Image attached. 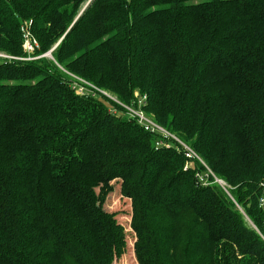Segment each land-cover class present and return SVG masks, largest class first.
Masks as SVG:
<instances>
[{"label": "trees", "instance_id": "trees-1", "mask_svg": "<svg viewBox=\"0 0 264 264\" xmlns=\"http://www.w3.org/2000/svg\"><path fill=\"white\" fill-rule=\"evenodd\" d=\"M0 52V264L126 253L77 174L120 181L138 264H264V0H0ZM74 75L146 95L200 159Z\"/></svg>", "mask_w": 264, "mask_h": 264}, {"label": "rangeland", "instance_id": "rangeland-1", "mask_svg": "<svg viewBox=\"0 0 264 264\" xmlns=\"http://www.w3.org/2000/svg\"><path fill=\"white\" fill-rule=\"evenodd\" d=\"M28 32H30V31H28ZM28 32L26 30V33H24V34H26L25 38L27 40H29L31 38V36L29 37ZM34 44H37V42L35 40H34ZM30 45L33 46L31 41H30V43H28V46H30ZM33 49L30 48V50H31L30 52H33ZM53 49L54 48H52L50 51H48L45 54L51 59H53V56H52ZM0 56L1 57L2 56L3 57H9L8 55L4 54V52H0ZM74 76H77V75H74ZM74 81H76V82H74ZM74 81L72 82V85L75 84L77 87H80L81 85H83V83L77 79H75ZM94 91H96V90H94ZM96 92H98V91H96ZM108 100L111 101L112 103H116L110 99H108ZM74 177H76L75 178L76 181L80 180L82 182H87V186L89 187L90 192L92 193V195L94 194L97 197V199L101 200L104 197L105 208L108 211L116 212L118 220L122 224L125 225L129 245L127 247L126 253L121 258L114 260L112 264H138L136 259H135V256H134L133 247L131 246V241H133V238H134L133 232L131 231V229L128 225V222H129V215L128 214L131 211L130 210V208H131L130 200L123 197L121 195V193H119V192L116 193V190H119V185H120L119 182L120 181H115L113 183L111 182L109 184H101L95 178L89 176V174H77ZM215 179L219 180L220 182H222L225 185V182L222 181L221 179H218V178H215ZM50 192H51V188H50ZM113 192H115V194H113ZM52 193L55 195V192H52ZM54 195H51V197L53 198ZM98 251L101 254V256L106 258L104 251H102V252H100V250H98Z\"/></svg>", "mask_w": 264, "mask_h": 264}, {"label": "built area", "instance_id": "built-area-1", "mask_svg": "<svg viewBox=\"0 0 264 264\" xmlns=\"http://www.w3.org/2000/svg\"><path fill=\"white\" fill-rule=\"evenodd\" d=\"M29 37H30V33H29ZM28 43H30V39L26 41V44H25L26 48L28 50H30V48L33 49V46L32 45L28 46ZM74 77L75 79L83 83V85H81L80 87H77L75 84L73 85V87L76 89L78 93L83 94V93L91 92L92 90H96L100 92L101 94H103L104 96H106L107 98H109L110 100L116 102L119 106L122 107V109H119L117 106H114L111 108V111L115 113H120V111L125 112V114H127L131 118L136 119L137 122L140 125H142L146 130H149L152 133L156 134L157 138L155 141V145L157 147H160V146L170 147L172 142L176 141L182 146L185 155L189 159H196V158L200 159L199 156L196 154V152L187 143L180 140L175 134L167 130L163 125L158 123L147 113V111L144 108L146 101H147L146 95H141L138 92H136L135 93L136 99L133 100L131 103H125V102L120 101L116 96H113L110 93H108L106 90L99 89L98 87L94 86L89 81L76 77V76ZM216 181H218L220 184L224 186V184L220 182L219 180H216Z\"/></svg>", "mask_w": 264, "mask_h": 264}]
</instances>
